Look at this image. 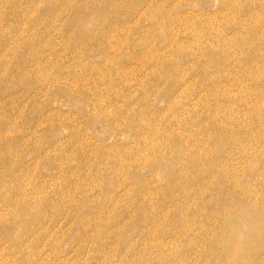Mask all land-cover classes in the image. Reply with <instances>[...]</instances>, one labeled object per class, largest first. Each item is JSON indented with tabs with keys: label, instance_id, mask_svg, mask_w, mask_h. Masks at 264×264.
Returning <instances> with one entry per match:
<instances>
[{
	"label": "rangeland",
	"instance_id": "rangeland-1",
	"mask_svg": "<svg viewBox=\"0 0 264 264\" xmlns=\"http://www.w3.org/2000/svg\"><path fill=\"white\" fill-rule=\"evenodd\" d=\"M166 11L195 24L162 27ZM257 195L264 0H0V247L101 219L128 242L138 229L118 225L151 214L176 264H215L214 248L243 246L231 220L249 231Z\"/></svg>",
	"mask_w": 264,
	"mask_h": 264
},
{
	"label": "bare ground",
	"instance_id": "bare-ground-1",
	"mask_svg": "<svg viewBox=\"0 0 264 264\" xmlns=\"http://www.w3.org/2000/svg\"><path fill=\"white\" fill-rule=\"evenodd\" d=\"M168 13L170 14L169 11H166V15L161 14V17L158 20L162 27L168 26L169 23H173L176 20H180L181 22L178 21L180 24L183 21V23L186 22L185 25H191L188 24L191 20L183 13H181V15L170 14L167 16ZM151 18L155 20V14H152ZM194 21L191 22L195 24ZM15 56H18L20 61L26 62V58L21 56L18 51H15ZM144 60L145 61H142L139 66H136V68L139 70L146 68L148 65L146 62L147 59L145 58ZM149 69L150 72L156 75L161 74V70H158L156 66H151ZM97 80L98 79L95 80V83L92 86L94 92L99 90L96 85ZM77 86L82 92H86L88 89V87L80 85V83H78ZM125 100H128V98ZM112 102L114 103L115 101L112 100ZM99 105L101 106L100 103ZM127 118L131 120L134 119L129 115ZM143 122H147L145 121V117L143 118ZM16 126L19 128V125ZM8 132L6 133L7 136L10 135ZM11 138L14 139V141L19 140L18 136H12ZM194 162L199 163L198 160H195ZM154 165L155 163L151 162V166ZM233 196L238 198L236 203H238L239 206H243L240 204L243 202V199L241 200L242 196L237 195L236 193L233 194ZM263 200L264 195H261L260 197L257 195L258 202L256 203L255 208L259 210L257 211L258 215L251 212L254 216H250L249 218V231L246 233H242L237 226L240 217L231 220L233 224L231 226H233V228L232 235L229 236V239L232 240L233 237L239 238L242 241L243 246L237 253L232 250V245L228 243H225L221 249L218 247L214 248L213 255L216 259L215 264H255L254 260L257 261L259 252L253 247L258 246V248H261L264 245ZM28 208L29 205H26V211ZM240 209L246 213L244 210L245 208H239L238 210L240 211ZM23 210L25 211V209ZM23 210H20V212L22 213ZM143 210L140 211V214L143 213ZM144 212L147 213L146 211ZM137 215L138 214H136V216ZM107 221L110 224L113 223L110 218L107 219ZM150 221H154V217L151 214H144V219L142 220V222L146 223L144 226L143 224H140L141 220H138L137 224H134V220H132V223L130 221H123L118 225L120 229L131 225L138 229L137 235L141 239L140 241L145 242L141 246H139L136 241L139 240V238L127 242V237L125 239L119 233L109 234L104 232L105 230L103 228H105L106 224L105 219H101L100 223L97 225L101 228H98L96 232L85 231L81 235H74L75 232L72 234L71 229H65L61 225L52 227L50 230L46 227V230L44 231H38L31 228L27 232L21 234L18 240L14 242L12 252L7 251V246L0 247V264H160L158 260L162 261L163 259L168 261L167 264H176L175 257H170L171 241H164L166 237V229H159L158 227L160 225L157 226L158 224L155 225L157 227L149 228L150 226L148 227L147 225ZM133 233L129 234L131 235ZM67 241H72V244L66 246V243L68 244ZM157 246H161L160 249ZM163 248H165L167 252H163ZM150 249H156V256L147 252Z\"/></svg>",
	"mask_w": 264,
	"mask_h": 264
}]
</instances>
